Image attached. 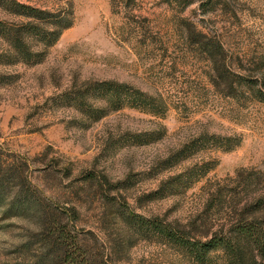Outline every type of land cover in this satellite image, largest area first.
Here are the masks:
<instances>
[{
    "label": "rangeland",
    "instance_id": "1",
    "mask_svg": "<svg viewBox=\"0 0 264 264\" xmlns=\"http://www.w3.org/2000/svg\"><path fill=\"white\" fill-rule=\"evenodd\" d=\"M18 1L66 13L70 25L41 62L0 64V146L27 160L33 184L51 202L77 209L79 232L94 231L87 243L110 264H196L154 235L115 230L106 222L100 188L83 179L87 173L102 182L106 177L118 187L107 194L135 213L189 231L191 223L201 224L211 194L236 184L237 172L264 176V102L224 96L209 81V65L189 38L201 32L220 41L236 71L263 86L264 0H202L186 7L165 0ZM0 18L9 16L0 10ZM103 80L160 99L163 112L123 107L90 121L65 95ZM202 133L240 142L230 151L186 149L177 164L160 165ZM203 160L214 166L195 184L153 194ZM212 213L206 226L215 228L223 216ZM27 229L17 218L0 222V264L18 258L16 247ZM209 264L223 261L214 254Z\"/></svg>",
    "mask_w": 264,
    "mask_h": 264
},
{
    "label": "trees",
    "instance_id": "2",
    "mask_svg": "<svg viewBox=\"0 0 264 264\" xmlns=\"http://www.w3.org/2000/svg\"><path fill=\"white\" fill-rule=\"evenodd\" d=\"M182 4V7L202 0H165ZM0 10L9 18H0V64L18 62L36 64L70 25L66 13H55L18 0H0ZM189 38L203 53L209 65V81L224 96L237 98L249 95L264 102V83L237 72L228 60L220 41L197 32ZM263 77V74H262ZM65 97L90 121H98L111 111L123 107L160 114L164 110L160 99L142 92L126 83L112 80L90 81L83 89ZM102 100L101 106L95 101ZM236 137L202 133L185 147L169 154L159 163L163 166L177 164L186 149L199 151H230L239 145ZM214 165L203 160L162 182L154 195L169 189L189 187L199 181ZM27 160L9 154L0 146V222L19 219L28 224V235L16 248L18 258L12 264H110V260L92 245L86 236L94 231L79 232V212L75 207L59 206L50 201L31 179ZM186 176L185 179L182 176ZM84 176L86 182L100 188L105 202L107 223L126 236L154 235L163 243H171L188 253L196 264H209L212 255L220 256L223 264H264V176L259 172H237L233 186L215 190L207 204L200 225L191 223L188 230L160 219L145 218L132 211L128 204L107 192L118 189L108 182ZM104 183V184H103ZM108 184V188H103ZM222 214L223 222L215 228L207 227L208 213ZM196 222V221H195ZM204 229V230H203Z\"/></svg>",
    "mask_w": 264,
    "mask_h": 264
}]
</instances>
